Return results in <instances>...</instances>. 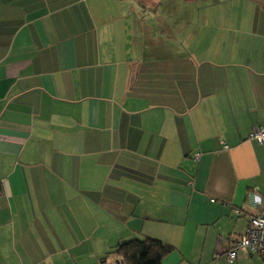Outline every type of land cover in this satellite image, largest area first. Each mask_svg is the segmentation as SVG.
I'll return each mask as SVG.
<instances>
[{"label":"crops","instance_id":"crops-1","mask_svg":"<svg viewBox=\"0 0 264 264\" xmlns=\"http://www.w3.org/2000/svg\"><path fill=\"white\" fill-rule=\"evenodd\" d=\"M255 128L264 0H0V264H260Z\"/></svg>","mask_w":264,"mask_h":264},{"label":"built area","instance_id":"built-area-1","mask_svg":"<svg viewBox=\"0 0 264 264\" xmlns=\"http://www.w3.org/2000/svg\"><path fill=\"white\" fill-rule=\"evenodd\" d=\"M249 138L263 141L264 132L258 128L252 129ZM239 253H256L264 264V205L258 213L251 216L245 231L237 236L232 247L227 251V261L231 263Z\"/></svg>","mask_w":264,"mask_h":264},{"label":"trees","instance_id":"trees-1","mask_svg":"<svg viewBox=\"0 0 264 264\" xmlns=\"http://www.w3.org/2000/svg\"><path fill=\"white\" fill-rule=\"evenodd\" d=\"M172 248L161 240L146 237L119 243L115 252L123 264H161Z\"/></svg>","mask_w":264,"mask_h":264},{"label":"water","instance_id":"water-1","mask_svg":"<svg viewBox=\"0 0 264 264\" xmlns=\"http://www.w3.org/2000/svg\"><path fill=\"white\" fill-rule=\"evenodd\" d=\"M115 264H123V261L121 259H116Z\"/></svg>","mask_w":264,"mask_h":264},{"label":"clouds","instance_id":"clouds-1","mask_svg":"<svg viewBox=\"0 0 264 264\" xmlns=\"http://www.w3.org/2000/svg\"><path fill=\"white\" fill-rule=\"evenodd\" d=\"M254 202H255V203H260V202H261V201H260V198H259V197H256Z\"/></svg>","mask_w":264,"mask_h":264}]
</instances>
